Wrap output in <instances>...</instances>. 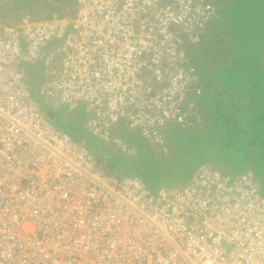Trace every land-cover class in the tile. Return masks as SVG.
I'll list each match as a JSON object with an SVG mask.
<instances>
[{"label": "built area", "instance_id": "built-area-1", "mask_svg": "<svg viewBox=\"0 0 264 264\" xmlns=\"http://www.w3.org/2000/svg\"><path fill=\"white\" fill-rule=\"evenodd\" d=\"M72 9L0 15V264H264V194L251 169L206 161L187 182L151 189L109 173L45 115L82 106L85 129L120 156L138 154L120 132L169 153L168 128L194 123L202 86L191 50L217 6L72 0ZM37 64L45 107L26 74Z\"/></svg>", "mask_w": 264, "mask_h": 264}, {"label": "rangeland", "instance_id": "rangeland-1", "mask_svg": "<svg viewBox=\"0 0 264 264\" xmlns=\"http://www.w3.org/2000/svg\"><path fill=\"white\" fill-rule=\"evenodd\" d=\"M45 1H48L44 3ZM72 4V0H67ZM214 5L217 6L218 15L216 18L213 19L212 22L206 26L205 34L199 44L191 50L193 56L201 59V62L195 64L199 69H204L209 67V70L212 69V65L215 63L216 60L220 62V64H225V57H228V60L233 63L229 65L227 68L229 71H224L223 69L219 68L216 72H213L216 68H213L209 72L205 73V70L198 71L201 77L205 79H210L214 87L225 85L227 78L235 80V87L239 88L240 85H245V81L243 78L250 77L249 81L254 79L256 81V75L258 74L255 72L256 69H261L264 66V0H249L248 2L239 3L240 5L234 8V14L239 16L240 21L242 24H248L247 29L248 34V41L244 45V42L239 43L236 40L228 38L230 34L222 29V26H226L225 29L229 32L227 28V24L225 23V17L219 18L220 13L224 12V6L226 3L232 5L231 0H209ZM31 4L28 6V10H25L24 6L18 5H8L4 8L10 10L12 8L14 12L11 15L12 19H17V14L22 15H31L34 16L33 18H46V17H54L59 15L67 16L69 15L67 12V7L64 2L66 0H52L50 4V0H31ZM49 4V5H47ZM72 8V5H71ZM48 10V11H47ZM52 10V11H51ZM1 13V8H0ZM250 16V19H249ZM224 19V21H223ZM241 24V25H242ZM249 27V28H248ZM234 28V26H233ZM223 32V33H222ZM225 32V33H224ZM230 39L231 45L229 47L225 46L227 40ZM241 39V38H239ZM234 50V51H233ZM229 52V53H228ZM235 55L232 56L231 55ZM232 58V59H231ZM194 62V59H192ZM216 61V62H218ZM237 62V63H236ZM236 63V64H235ZM34 76L32 77L33 80L30 85L31 89V99L34 103L39 104L42 107H45L42 98L38 93V81L40 77V67L33 68ZM261 72V70L259 71ZM262 78V76H261ZM238 80V81H236ZM251 81V82H254ZM222 82V83H221ZM232 82V80H231ZM202 87H207L208 85L203 81L200 82ZM199 83V84H200ZM239 84V85H238ZM233 85V83L231 84ZM228 96V95H227ZM215 98V94L212 95ZM238 99V97H233ZM195 108L191 110V115L193 117V125L194 127H202L205 123V117H203L205 111L202 105H198L200 100L196 101ZM201 106V107H200ZM53 118L51 124L58 128L65 133H67L71 138L78 141H84L89 145L90 150L96 154L101 155L103 157L109 156L110 157V164L113 170L119 174H135V175H142V179L145 183L151 188L154 189L159 185H169V184H178V183H185L188 181V173L191 170L190 164L196 162L195 156L200 155L201 153L203 156L209 152L208 147L210 146L209 143L212 142L214 139L213 132L206 133L205 135L202 134H192L191 140L187 142H191L189 146L195 150L193 155H189L186 153L187 151H182V148H177L181 150V152L174 149L169 143L167 144L170 149H174L172 153L165 156L156 157L151 153L149 150V155L147 157H137L123 160L118 152V149L114 145H108L104 143L100 138L97 136L91 135L84 127V121L86 119V114L83 111L82 106H78L75 110L71 111L68 109L67 105L63 104L60 105L58 108L51 109ZM240 117L244 116L246 118L249 117V113L246 109L240 110ZM228 122L230 121L231 117H226ZM189 129V127H188ZM192 129V128H191ZM187 130V128L185 129ZM245 128H240L239 134V141H243L244 139H249L248 135L252 133L251 129H247L245 132ZM256 132V130L254 131ZM123 139L134 141L136 144L133 146H138V148H147V142L139 137L136 132H123L120 134ZM243 139V140H242ZM128 143V141H127ZM182 143V142H181ZM132 145V144H130ZM150 147V146H148ZM255 147V146H254ZM144 148V149H145ZM256 149L257 146L255 147ZM261 151V150H259ZM224 153V152H223ZM223 153L215 152L210 154V163H217V160H225V156ZM249 153V152H248ZM220 155V156H219ZM262 158L260 160H253L250 159L249 154L243 155L242 152H235L233 154L226 155V160L222 161L227 164L231 163L232 166H243L246 163H251L255 161L258 165L255 168L262 174L264 180V151H261ZM223 158V159H222ZM244 158H246L244 161ZM125 159V158H124ZM131 169H128L130 168ZM139 168V171L135 168ZM241 167V166H240ZM195 170V169H194ZM193 170V171H194ZM192 175V171L190 173V177ZM258 178L260 179L261 176ZM261 180V179H260ZM262 191L264 193V182H263Z\"/></svg>", "mask_w": 264, "mask_h": 264}, {"label": "trees", "instance_id": "trees-1", "mask_svg": "<svg viewBox=\"0 0 264 264\" xmlns=\"http://www.w3.org/2000/svg\"><path fill=\"white\" fill-rule=\"evenodd\" d=\"M231 1H232V5H229V3H226L225 6L223 7L224 12L220 13L221 16H219L220 19L222 17H225V23L227 24V28L229 32L225 29L226 26H222V29H224L227 32V34L225 35L228 36V34H230L228 38L232 39L231 37H233L234 40H236L239 43L244 42V45H245L248 41V36L246 35L248 34V31H249L247 29L248 24L241 23L240 21L241 18H239V16L234 14V8L238 7L240 5L239 3L248 2L249 0H231ZM64 3L66 4L67 10L69 8L67 13L72 14L73 12L71 8L72 4H70V2L67 0ZM14 5L16 6V4ZM216 19L218 18H215V20ZM249 19H250V16H249ZM230 39L227 40V42L225 43V46L229 47L231 45ZM196 56L197 55H194L193 57V59H195L194 62L195 61L197 62V60L199 59V58L196 59ZM232 56H235V55L232 54L231 57ZM228 57L224 58L226 61H225V64L223 65L220 64L218 60H216L218 62L215 61V63L211 66L212 69L216 68L213 72H216L219 68L223 69L224 71H229L227 68L229 67V65H231V63H233V61L230 62L228 60ZM33 66L34 65L26 67V74H27L29 83H31L33 80L32 78L34 76L33 68L37 66L40 67L39 64H37L34 67ZM209 68L210 66L204 69H201V70H205V73H207L210 70H212V69L209 70ZM260 70L261 72H259ZM255 72L258 73L256 75L257 77L256 81L252 79L251 81H254V82H251L249 81L250 77L249 79L248 77H245L243 78L245 81V85L242 84L239 86V88L235 87V83H234L235 80L230 79L228 77L225 82V85L223 86L222 84L221 88L219 86L216 89L214 87V84H212L209 78L205 79L204 77H201L200 75L201 80L208 85L207 87L202 88L200 94L197 96V100H200V102H202V103H199L198 105L203 106V109L205 111L203 117H205V123L207 122V124L206 125L203 124L202 127H199V128L196 126L194 127L193 125L189 127V129L187 128V130L182 129L180 127H176V126H170L165 133L168 143L174 149H176L178 152L179 151L181 152V150L178 148H182L183 149L182 151H187L186 153H188L189 155H193L195 153V150L191 148V146H189L191 142H187L191 140L192 134L205 135L206 133H209L210 131L214 133L213 134L214 139L212 140L211 143H209L210 144V146L208 147L209 152H207L204 156L201 153L199 156L196 155L194 157L196 162L193 164H190L191 170L188 173V178L190 177L189 175L191 171L193 173V170L196 169V167L200 163L206 162V161L209 162L211 160L210 154L215 153V152L216 153L224 152L223 154L225 156V160H226V155L233 154L237 151L242 152L243 155H245V157L246 155L249 154L250 159H253V160H257L258 158H259L258 160H260L262 158L261 151L262 150L264 151V66L261 69L255 68ZM232 83L233 85H231ZM214 94H215V98L212 97V95ZM233 97H238V99H235ZM244 109H246L249 113L248 118L244 116H241V117L239 116L241 113L239 111L244 110ZM226 117H231L229 122H228V119H225ZM241 127L246 129L245 132H247V129H251L252 133L248 135V137H250L249 139H244V140L242 139L243 141L237 140L239 139L238 132L240 131ZM255 130L256 132H254ZM81 142L89 149V151L95 157H97L99 161L105 164L107 171L109 173L116 174V175H125V174H119L113 170L110 164L109 156L103 157L101 155H96L90 150L89 145L86 142L82 140ZM147 145L150 146L148 143ZM148 146L147 148L144 147L145 149L144 148L140 149L136 145L135 147L137 148L138 154L136 157H133V158L135 159L137 157H143V156L147 157V155H149V150H151V153L156 157H159L161 155L162 156L169 155L174 150L168 147L170 152L162 153L161 149L155 148L153 146H150V147ZM254 146L255 147L257 146L258 149H256ZM121 157H123L122 159L126 161L132 158V157L129 158V157H124V156H121ZM245 159L246 158H244V161H246ZM225 160L216 159L215 161H218V162L217 163L215 162L214 164L221 163V164L226 165L227 167H229V169L232 171L233 174L240 173L242 171H245L246 169H251L256 174V176H259V177L261 176L260 182H261V191H262V187H263L262 184L264 180H263L262 174L255 168L256 166H258L255 163V161L251 163H246L244 166L242 164L240 165L241 166L240 167V166H232L231 163H228V162L227 164L222 162ZM135 168L139 171V168L137 167ZM128 169H131V167ZM126 175H135V174L127 173ZM136 176L142 179L141 174L136 175ZM169 185H173V184H169Z\"/></svg>", "mask_w": 264, "mask_h": 264}, {"label": "crops", "instance_id": "crops-1", "mask_svg": "<svg viewBox=\"0 0 264 264\" xmlns=\"http://www.w3.org/2000/svg\"><path fill=\"white\" fill-rule=\"evenodd\" d=\"M31 0H3V2H4V4L3 5H1L0 6V8H1V13H0V15L2 14V13H4V7H6V6H8V4H16V6H18V5H20L21 6V9H22V6H24L25 8H27V9H25V10H28V6L31 4V2H30ZM51 1L52 0H50V4H51ZM46 2H48V1H45L44 3H46ZM47 5H49V4H47ZM68 10H69V8H68ZM48 11V10H47ZM52 11V10H51ZM30 15V14H29ZM33 16H34V12H33V14H32ZM57 15H59V14H57ZM69 15H70V13H69ZM31 16V15H30ZM33 16H31L32 18H33ZM35 17V16H34ZM195 60V59H194ZM196 62V61H195ZM197 62H198V64L201 62V59L199 58L198 60H197ZM196 62V63H197ZM196 63H194V64H196ZM198 68V71H200V69H199V67H197ZM121 133H123V132H120L119 134H121ZM128 141V144L130 145V144H132V145H135L136 143L134 142V141H131L130 139L129 140H126V142ZM135 147V146H134Z\"/></svg>", "mask_w": 264, "mask_h": 264}, {"label": "water", "instance_id": "water-1", "mask_svg": "<svg viewBox=\"0 0 264 264\" xmlns=\"http://www.w3.org/2000/svg\"><path fill=\"white\" fill-rule=\"evenodd\" d=\"M45 115H46V117H47L49 120H51V121H52L53 114H52V111H51V109H49V108H46V109H45Z\"/></svg>", "mask_w": 264, "mask_h": 264}, {"label": "clouds", "instance_id": "clouds-1", "mask_svg": "<svg viewBox=\"0 0 264 264\" xmlns=\"http://www.w3.org/2000/svg\"><path fill=\"white\" fill-rule=\"evenodd\" d=\"M73 10V9H72ZM195 63V62H194ZM197 67V66H196ZM197 72H198V68H197ZM198 78H199V81L201 82L202 80H201V78H200V74L198 73ZM202 86V85H201ZM203 87H201V89H202ZM46 109V108H45ZM219 164H221V163H219ZM222 165H224V164H222ZM226 166V165H225ZM190 178V177H189ZM189 180V179H188Z\"/></svg>", "mask_w": 264, "mask_h": 264}]
</instances>
